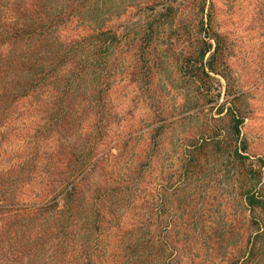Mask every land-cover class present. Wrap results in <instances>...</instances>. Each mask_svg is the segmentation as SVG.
Here are the masks:
<instances>
[{"label":"trees","instance_id":"16d2710c","mask_svg":"<svg viewBox=\"0 0 264 264\" xmlns=\"http://www.w3.org/2000/svg\"><path fill=\"white\" fill-rule=\"evenodd\" d=\"M174 1L165 0L148 20L143 56L155 25L176 13ZM110 2L0 0V222L10 264H198L201 257V264H262L264 159L253 161L241 137L245 117L235 109L240 94L225 72L224 36L205 30L194 36L182 71L202 96H211L212 73L226 80L225 100L217 104L229 137L201 130L184 141L173 203L165 183L154 190L153 153L124 149L135 135L160 132L163 123L127 132L102 150L105 111L83 131L82 108L106 107L102 94L115 77L111 52L122 35L113 28L90 31L89 22L100 25L97 12ZM200 2L199 24L210 29L213 3ZM77 28L86 34H62ZM219 95L211 98L218 102ZM214 148L225 152L234 179L230 201L213 203L212 194L209 202L177 201L182 187L198 195L190 185L204 178Z\"/></svg>","mask_w":264,"mask_h":264},{"label":"rangeland","instance_id":"374dc122","mask_svg":"<svg viewBox=\"0 0 264 264\" xmlns=\"http://www.w3.org/2000/svg\"><path fill=\"white\" fill-rule=\"evenodd\" d=\"M174 2L176 13L172 18H162L155 25L153 41L148 46V54L144 56V43L148 41L145 36L147 22L164 10L165 0H112L106 10L97 12L98 17L102 18L100 25L90 18L89 22H93L90 31L113 28L122 35V43L116 44L113 48L115 50L111 52L115 77L109 81L112 83L110 91L106 90L102 94L105 96L106 107L99 105L97 109L98 105H92L90 109L85 105L80 113L82 117H78L81 127L87 126L95 120L97 122L99 110L105 111L107 135L100 139L98 150L103 149L102 144L111 146L127 132L136 130V134L149 125L163 123L160 132L154 130L135 135L126 141L128 144L124 149H148L153 153L154 190L160 181L165 183L172 203L175 197L171 195L172 188L180 180L176 179L174 171L180 165L179 156L185 148L184 141L196 137L201 130L224 139L229 137L228 119L226 115L220 116L223 113L218 114L217 104L225 100L226 80L220 74L212 73L215 78L211 79V96H202L198 94L195 84L185 80L182 71L184 55L193 47L194 36L204 30L224 36L227 44L224 52L228 63L225 72L230 75L231 82L240 94L235 109L245 117L241 125V137L247 140V151L253 161L258 157L264 159V0H211L215 16L210 29L205 25L202 28L199 24L200 0ZM208 3L207 1L205 12L208 11ZM74 24L73 22L71 26L79 27ZM85 31L84 28H77L64 30L62 34L77 38L86 34ZM141 57L147 58L149 62L146 63ZM216 93L220 94L218 102L211 98ZM217 125L221 126V130H215ZM88 130L90 126L83 129L84 132ZM117 151L118 147H114L111 152L115 154ZM221 152L214 148L205 166L206 171L201 175L204 178L190 185V189L194 193L198 192V195H186L182 187L183 195H176L177 201L188 202L194 199L193 202L196 203L209 202L210 194L215 198H211L213 203L230 201L234 179L227 167L225 152ZM98 170L102 171L101 168ZM261 187L264 191V173ZM233 202L240 206L238 211L242 209L241 202L235 199ZM169 213L175 216L179 212ZM2 223L0 222V264H10L6 234L5 237L1 234L5 230L1 228ZM202 260L203 257L198 260V264Z\"/></svg>","mask_w":264,"mask_h":264}]
</instances>
